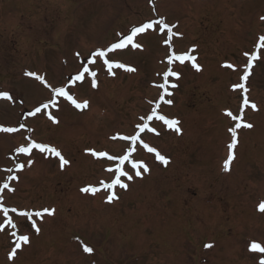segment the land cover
I'll use <instances>...</instances> for the list:
<instances>
[{
	"label": "rangeland",
	"instance_id": "obj_1",
	"mask_svg": "<svg viewBox=\"0 0 264 264\" xmlns=\"http://www.w3.org/2000/svg\"><path fill=\"white\" fill-rule=\"evenodd\" d=\"M261 17L264 0H0V92L12 97L0 99V127L18 129L0 132V187L9 185L0 192V203L17 209L7 216L0 210V264H259L264 253L250 251V245L264 246ZM161 18L176 25L172 33L160 30L155 22ZM145 23L154 27L134 37L142 48L127 45L107 56L136 71L114 68L110 75L97 59L88 66L97 72L98 88L91 87L88 74L69 87L78 102L89 101L88 109L77 110L58 97V107L29 115L52 93L27 72L44 76L53 87L67 86L93 51ZM169 35L170 44L165 43ZM172 51L195 56L200 70L191 60L169 65ZM253 54L258 59L244 82L250 101L244 106L245 93L233 85L243 82ZM169 67L180 74L169 78L172 95L164 99L171 105L160 100L164 90L156 86L164 83ZM157 103L158 114L178 120L180 132L153 119L148 123L156 132L145 131L141 138L169 162L164 168L152 162L151 176L135 179L119 199L107 203L117 189L106 190L101 182H111L106 169L116 162L86 149L123 154L129 142L119 136L134 135ZM242 107V123L253 127L236 130L235 159L225 171L229 129L237 122L226 113L239 116ZM30 141L55 147L70 163L61 169L51 153L18 152ZM138 157L145 158L141 152ZM17 164L25 167L17 170ZM13 175L18 179L9 180ZM85 186L100 191L82 193ZM45 208L54 214L20 215ZM20 235H28L30 244L20 242L10 260ZM85 245L93 252H84Z\"/></svg>",
	"mask_w": 264,
	"mask_h": 264
},
{
	"label": "snow or ice",
	"instance_id": "obj_2",
	"mask_svg": "<svg viewBox=\"0 0 264 264\" xmlns=\"http://www.w3.org/2000/svg\"><path fill=\"white\" fill-rule=\"evenodd\" d=\"M262 20H264V17H261ZM156 24L161 26V31H163L164 29H167L168 33H172V29L174 27H176V25H168L167 23H165V20L163 18H161L160 20L155 22ZM154 27L153 23H145L142 26L139 27H135L132 29L131 34L127 35L126 37H124L123 39H121L119 42L116 43H112L109 46H106L104 48H99L95 51H93L90 54V58L88 59V63L86 64H82L80 70L78 71L77 74L73 75L70 78L69 81V85L67 86H59V87H53L49 84H47V81L45 80L44 76H40L37 75L34 72H27L26 75L31 76V77H35L37 80H39L41 83H43L46 87H48L52 93V97L51 99L42 104L41 106H38L34 109V111L30 112L29 115L31 116H35L37 113H40L42 108L43 109H47L50 105L54 106V107H58V97H62L64 98L66 101L70 102L77 110H86L89 108V101L88 100H84L83 102H78L77 99L70 94L69 92V87L72 85H75L76 82H83L86 79L85 74H88V76L91 77V87L93 89H97L98 88V80L96 79L97 77V72L91 70V68L88 66V64H95L97 59H103V63L107 66V72L110 75H115V73L113 72V69H125L128 72H134L136 71L135 68L130 67V66H126L123 63H113L110 62L107 59V56L109 53L114 52L116 49H123L125 48L127 45H132L133 48H142V45L138 44V43H134V37L137 34L140 33H144L147 29H152ZM259 47H264V35L259 37ZM165 43L170 44L171 43V35L168 36V39L165 41ZM191 51H195V48H193ZM77 57L80 56L79 53L75 54ZM245 55H248L247 53H245ZM258 56L253 54L249 57V61L247 64V68L244 71L243 76L241 77V83H237L235 85H233V89H242L243 92L245 93V95L243 96V105L244 106H248L250 104V101L248 99V96L246 95V93L248 92V88L245 87V83L250 75V70L252 68V62L257 60ZM186 60H191L193 62V67L199 71L200 70V66L199 64H197L196 61V57L195 56H191L187 53H183V54H177L176 52L172 51L170 53V55L168 56V64L171 65L174 61H178L179 63L183 64ZM228 67H233L231 64L227 65ZM170 77H175L176 79L180 78V74L176 71H173L171 67H169V69L163 73V80L164 83L156 85L157 87L161 88L164 90L163 95H161L160 100L163 101L164 103H167L169 105L172 104V100L168 99L165 100L164 97L165 96H170L172 95L171 92L167 91V88L169 87V78ZM170 87L175 88L177 87L176 84H171ZM0 99H6V100H11L12 97L7 93V92H0ZM160 105L159 103H157L153 108H152V112L151 115H149L146 119L145 122L138 124L136 126V132L134 135H130V136H119V139L125 142H129V147L127 148V150L119 155V156H112V155H108L105 152H96L93 149H86L87 152H90L91 155H93L94 157H107V159L109 161H115V167H109L108 169H106V171H108L109 173L113 174V179L111 180L110 183H104L101 182L102 187L106 190H114L117 188V186L120 189L123 190H127L129 185L126 181H132L134 179V177H142L143 173H147L150 171L148 165L140 160L137 161L135 159H133V153L136 152L137 147L140 146L143 149H146L147 152L149 153H154L155 154V158L162 162L163 164H167L169 161L168 159L162 155L155 147H151L149 146L147 143H145L143 141V139L141 138V134L144 133L145 131L147 132H152L155 133L156 129L152 128L149 126L150 121H152L153 119L158 120V121H163L164 124H166L168 126V128L170 129H174L177 132H180V129L178 127L179 121L176 119H168L167 117L163 116V115H159L158 114V109H159ZM251 108L253 110H257V105L255 103H251ZM228 116H230L234 121H237L235 123V126L233 128H230L229 131L231 132V143L228 145V157L224 162L223 168L225 171H229L230 170V165L232 163V161L235 159V154H234V149L237 147L238 144V139H237V129L244 127V128H252L253 125L250 123H242L243 121V107L241 109V114L239 116H235L232 114L231 111H228L226 113ZM49 119H51L53 121V123H59V121L55 118L52 117L51 115H49ZM141 120H144L143 117H141ZM20 127H24L23 124L20 125ZM18 131L17 128H11V127H0V132H5V133H13ZM158 135V133H156ZM117 137H113V139H116ZM33 149H38L40 153H51L53 154L55 157L59 158V164L61 169H63L66 165H68L70 163L69 160H67L64 155H62V153L57 150L55 147H51L49 145L46 144H42V143H36L34 141H30L27 147H21L18 149V152L20 153H25V154H31ZM126 162H130L131 163V169L135 170L134 174H130L129 171L125 170V163ZM32 161L29 160L28 161V166H31ZM17 170H21L25 167L24 164H17ZM7 171L11 172V169H8ZM123 178V179H122ZM18 179V177H16L15 175L13 176H9V180H16ZM9 185L7 183L3 184L2 187H0V192H2L4 189H8ZM10 191H14V189H9ZM80 191L82 193H86V194H92L95 195L98 191H100V188L97 187H93V186H85L83 188L80 189ZM119 199L118 195L116 194L115 191H110V194L107 196L106 198V202L107 203H111L114 200ZM0 200H2V196H0ZM0 210L3 211L4 215L7 216L8 212H16L17 209L16 208H7L4 207L2 203H0ZM260 210L264 211V203H261L260 205ZM45 214L48 215H52L54 214V210H50L48 208L43 209L42 211H35V212H21L20 215L21 216H25L28 217L29 219H31L33 216L38 217V218H43V216ZM11 221L9 220V223ZM13 227H15V225L13 224ZM32 227L35 229V232L37 234L40 233V228L36 226V221H33L32 223ZM13 235H15V233H13ZM18 241L15 246L13 247L11 253L9 254V259L11 260L13 257L16 256L17 254V249L21 248V243L22 242L24 245H29L30 244V237L28 235H20L18 237ZM212 245H206V247H211ZM84 252L86 253H92L93 249L87 245L84 246L83 248ZM250 251L252 252H260V253H264V246H262L260 243L253 241L250 245ZM259 264H264V259H261L259 261Z\"/></svg>",
	"mask_w": 264,
	"mask_h": 264
},
{
	"label": "flooded vegetation",
	"instance_id": "obj_3",
	"mask_svg": "<svg viewBox=\"0 0 264 264\" xmlns=\"http://www.w3.org/2000/svg\"><path fill=\"white\" fill-rule=\"evenodd\" d=\"M138 147H139V146H138ZM156 148H157V147H156ZM137 150H138V152H134V153H138V155H139V153L141 152L145 158H140V157H138V155L135 156L134 153H133V159H135V160H137V161H140V160L144 161V162L148 165L150 171L147 172V173H143L142 177H134V179H133L132 181H127L128 185L131 184L132 182H134L135 179H140V180H141V179H144L145 176H147V175H148V176H149V175L151 176V163H152V162H154V163H159V164L161 165V167L164 168V164H163L162 162L158 161V160L155 158V156L149 154V153L147 152L146 149H143L142 147H140V148H138ZM137 150H136V151H137ZM157 150L163 155V153H162L158 148H157ZM146 157L151 158V162H149V161L146 159ZM166 166H167V164H166ZM125 170H126V171H129L130 174H134V170L131 169V163H130V162H126V163H125ZM122 179H123V178H122ZM125 181H126V179H125ZM116 189H117L116 194L118 195V197H120L119 194H120L121 191L125 192V190L120 189L119 187H117ZM197 235H198V234H197Z\"/></svg>",
	"mask_w": 264,
	"mask_h": 264
}]
</instances>
